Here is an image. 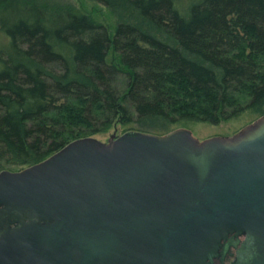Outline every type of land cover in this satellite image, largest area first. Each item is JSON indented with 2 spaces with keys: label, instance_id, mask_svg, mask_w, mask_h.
Here are the masks:
<instances>
[{
  "label": "trees",
  "instance_id": "16d2710c",
  "mask_svg": "<svg viewBox=\"0 0 264 264\" xmlns=\"http://www.w3.org/2000/svg\"><path fill=\"white\" fill-rule=\"evenodd\" d=\"M0 0V171L113 127L166 134L264 115V0Z\"/></svg>",
  "mask_w": 264,
  "mask_h": 264
},
{
  "label": "water",
  "instance_id": "95a60500",
  "mask_svg": "<svg viewBox=\"0 0 264 264\" xmlns=\"http://www.w3.org/2000/svg\"><path fill=\"white\" fill-rule=\"evenodd\" d=\"M0 264H264V115L125 132L0 171Z\"/></svg>",
  "mask_w": 264,
  "mask_h": 264
},
{
  "label": "rangeland",
  "instance_id": "374dc122",
  "mask_svg": "<svg viewBox=\"0 0 264 264\" xmlns=\"http://www.w3.org/2000/svg\"><path fill=\"white\" fill-rule=\"evenodd\" d=\"M69 2L83 13L90 14L97 22L103 23L109 29L111 34L115 33L116 18L113 13L102 3L95 0H61ZM179 5H186L190 0H176ZM8 42V39L3 34H0V48L4 47ZM256 116L249 111H245L237 117L228 119L219 124H212L202 121H190L185 125H178L177 128H187L192 131L193 135L200 139H206L213 136H231L239 132L244 126L252 123ZM123 127L117 126L111 128L104 133L96 134L95 137L103 142H107L113 135L119 136L123 134Z\"/></svg>",
  "mask_w": 264,
  "mask_h": 264
}]
</instances>
